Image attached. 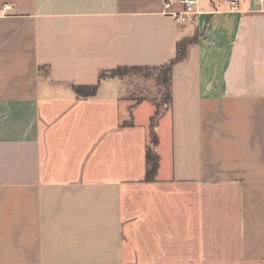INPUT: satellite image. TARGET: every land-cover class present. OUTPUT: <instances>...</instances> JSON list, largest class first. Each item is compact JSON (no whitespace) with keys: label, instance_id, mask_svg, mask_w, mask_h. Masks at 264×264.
<instances>
[{"label":"crops","instance_id":"1","mask_svg":"<svg viewBox=\"0 0 264 264\" xmlns=\"http://www.w3.org/2000/svg\"><path fill=\"white\" fill-rule=\"evenodd\" d=\"M198 9L0 0V264H264V0ZM183 40L147 182L154 104L131 118L125 79L73 86Z\"/></svg>","mask_w":264,"mask_h":264},{"label":"trees","instance_id":"2","mask_svg":"<svg viewBox=\"0 0 264 264\" xmlns=\"http://www.w3.org/2000/svg\"><path fill=\"white\" fill-rule=\"evenodd\" d=\"M190 45V41L188 40H183L178 43L177 45V53L176 57L171 60L169 63L166 65H163L162 67L159 68H146V67H118L116 69L108 70V71H103L100 74L99 77V82L96 85L93 86H73L74 91L78 95V97H83V98H89L93 97L96 95L99 84L106 79H125L127 77H133V76H147L146 73L149 71H160V74L157 76V85L159 87H164V90L161 91L162 96H164V106L166 110L162 111L161 106L162 104L156 103L155 101H151L154 106L156 107V111L154 115L151 117L150 120V145L147 148V153H146V181L147 182H152L155 181L159 166H160V157L159 155L155 152L154 146L158 144V136L156 134V127L162 118L163 114L169 110L172 102V71L173 68L185 61L187 59L188 55V47ZM144 77V76H143ZM139 104L135 103L131 108H130V117L132 118V111L133 108ZM126 126H131L132 125V119L128 122L125 123Z\"/></svg>","mask_w":264,"mask_h":264},{"label":"rangeland","instance_id":"3","mask_svg":"<svg viewBox=\"0 0 264 264\" xmlns=\"http://www.w3.org/2000/svg\"><path fill=\"white\" fill-rule=\"evenodd\" d=\"M160 71H149L146 73L147 76H133L127 77L126 80V94L125 97L130 101L131 104L140 103L144 100L155 101L156 103L162 104L161 110H166L164 106V96L161 91L164 87L157 85V76ZM147 105L148 103L144 104ZM144 107V106H143ZM146 107V106H145Z\"/></svg>","mask_w":264,"mask_h":264},{"label":"built area","instance_id":"4","mask_svg":"<svg viewBox=\"0 0 264 264\" xmlns=\"http://www.w3.org/2000/svg\"><path fill=\"white\" fill-rule=\"evenodd\" d=\"M184 11L176 15V20L180 23H185L189 16H194L200 11L198 9L199 0H183ZM11 6L5 7V10H11Z\"/></svg>","mask_w":264,"mask_h":264}]
</instances>
